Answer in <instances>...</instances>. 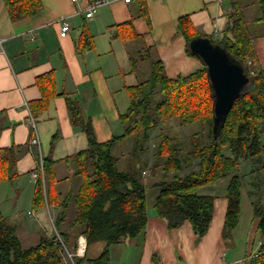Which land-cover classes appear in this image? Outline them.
Instances as JSON below:
<instances>
[{
	"label": "crops",
	"instance_id": "1",
	"mask_svg": "<svg viewBox=\"0 0 264 264\" xmlns=\"http://www.w3.org/2000/svg\"><path fill=\"white\" fill-rule=\"evenodd\" d=\"M96 1L106 4L94 17L87 18L86 11ZM42 2V13L18 22L11 19L4 0H0V148L19 151L18 176L13 181L0 182V209L12 226L17 227L20 239L22 233L35 242L43 236H52L57 220L61 221L58 230L63 235L77 231L73 229L76 207L72 202L65 209L61 201L83 184V178L75 176V165L70 158L88 148V139L82 127L73 124L68 99L79 105L83 119L91 123L99 143L121 136L124 127L120 116L131 104L128 88L138 84L137 75L150 77L151 60H161L170 78L204 68L201 60L187 51L184 36L178 32V19L189 16L204 38L219 42L228 15L237 6L248 17V0ZM250 3L258 8L257 0ZM63 20L71 24V31L64 38L60 35ZM249 23L257 58L264 69V24ZM126 24H130L129 32ZM131 58L138 60L136 69ZM46 96L50 98L43 102ZM35 136L39 138V146L32 143ZM261 140L264 143V134ZM40 157L56 163L53 178L46 187L55 203L35 210L37 180L32 172L38 167ZM249 161H241L221 180L199 189L205 192L199 194L215 199L213 220L201 239L189 221L171 230L157 216L154 205L159 189L150 185L160 180L150 182L148 195L151 190L153 200L148 199L145 232L112 246L106 264H251L259 257L261 247L254 222L253 202L257 198L251 195L254 191L251 167L241 177L239 225L228 236L224 234L227 188L232 177L239 175L238 170L252 164ZM127 163L122 168L119 159L120 170L128 169L130 162ZM74 245L70 243V247ZM91 250L92 247L87 256L96 259L103 247L95 246Z\"/></svg>",
	"mask_w": 264,
	"mask_h": 264
},
{
	"label": "trees",
	"instance_id": "2",
	"mask_svg": "<svg viewBox=\"0 0 264 264\" xmlns=\"http://www.w3.org/2000/svg\"><path fill=\"white\" fill-rule=\"evenodd\" d=\"M4 2L13 21L36 16L44 10L42 0ZM257 6L260 15L252 24H264V0H257ZM227 18L222 40H211L224 48L230 59L244 67L252 84L236 100L217 137L214 96L205 65L190 75L170 78L161 60H151L150 77L128 88L131 104L120 116L124 134L105 143L98 142L91 123L83 119L79 105L68 99L72 122L82 127L88 139V148L70 158L75 165V176L83 178V184L77 192L66 195L61 201L65 209L73 202L77 211L73 223V229L77 230L75 236L83 235L88 242L84 258H76V264H106L112 246L145 232L149 220L145 176L148 165L141 160L143 146L159 121L168 123L172 120L179 122L181 131L195 124H199L201 130L189 136L174 135L168 129H162L150 168L153 176L160 172L162 177L152 185L159 189L154 205L157 216L165 220L171 230L179 229L189 221L197 238L205 237L213 220L215 199L199 194V189L215 184L236 169L241 161L251 160L254 189L251 195L257 198L253 202L254 222L261 240L259 257L251 264H264V143L261 140L264 134V69L257 58L254 34L243 8L237 6ZM178 20V32L184 36L185 47L193 55L188 46L193 40L204 37L189 16ZM125 29L129 32L130 24H126ZM131 63L136 69L138 60L131 58ZM46 97L43 102L50 98ZM129 138L134 140L135 162L131 163L132 159L128 169L122 171L114 150ZM18 159L17 148H0V182L13 181L18 176ZM194 160H199V171L182 176L184 165H191ZM55 164L44 160L47 182L53 178ZM242 189L241 176H233L226 192L225 236L239 225ZM53 201L49 193H45L40 179L34 209L40 210L47 202L52 205ZM55 226L59 229L61 221L57 220ZM95 246H102V253L98 258L90 259L88 251ZM0 264H65V260L57 236H43L37 245L25 248L17 227L12 226L0 209Z\"/></svg>",
	"mask_w": 264,
	"mask_h": 264
},
{
	"label": "water",
	"instance_id": "3",
	"mask_svg": "<svg viewBox=\"0 0 264 264\" xmlns=\"http://www.w3.org/2000/svg\"><path fill=\"white\" fill-rule=\"evenodd\" d=\"M205 65L214 96L215 133L223 127L236 100L250 87L251 78L227 51L209 38H197L188 46Z\"/></svg>",
	"mask_w": 264,
	"mask_h": 264
},
{
	"label": "rangeland",
	"instance_id": "4",
	"mask_svg": "<svg viewBox=\"0 0 264 264\" xmlns=\"http://www.w3.org/2000/svg\"><path fill=\"white\" fill-rule=\"evenodd\" d=\"M234 1L237 3V2H240L241 0H234ZM251 1L252 0H248V7H247V12H246V14H248V17H247L248 22L253 21L256 18V16L260 15L258 8L256 9L254 7V5L252 3H250ZM251 28H252V25H251ZM137 77H138V80L135 83H139L141 81L148 79L149 74H147V75L139 74V75H137ZM178 124H179V122L176 120L169 121L168 123H164V122L159 121L158 126L152 131V133L150 135V139L148 141H146L144 146H143L144 147V153L141 155V160L147 162V165H148L147 171H149V172H148L146 177H147V184H149V185L152 184L150 182H152L154 180H160L162 178L160 175V172L157 173L156 176H153L152 170L150 169L152 167L154 160H155V153H156L157 147L160 144V134L162 132V129L166 128L169 130V132L171 134H174V135L182 133V135L185 134V135H189V136L191 134H195L199 130H201L200 125L195 124L193 127L187 128L186 130L182 129V131H181V129L178 127ZM133 143H134L133 138H129V139H127V141H125L124 144H122V146H116V148L114 150L115 156L119 157V159L121 160V167L122 168H124V166L126 167V165L128 164L127 161L130 162L133 159L131 163L135 162V158H133V154H132ZM249 162H251V161H249ZM252 166L253 165L251 163H247V165H244L243 168L240 169V171L238 170L237 174H239V176H241V177L242 176L245 177L244 173L248 170L247 167L252 168ZM44 169H45V166H44ZM199 169H200L199 160H194L191 165H184V168L181 172V175L182 176L186 175L188 172L189 173H193V172L197 173L199 171ZM152 178H154V179H152ZM40 179L42 180V182L44 184L45 193L48 192V190H47L48 189V187H47L48 183H47L46 175L44 176V179L43 178H40ZM39 180H37V182ZM150 186L152 187V185H150ZM46 187H47V189H46ZM199 193L203 194L205 192L200 191ZM152 196H153V192L150 190L149 195H148V199L150 201L153 200ZM49 197H50V194H49ZM48 204L49 203L47 202L46 206ZM54 236H57L59 243H60L61 239L63 240V242L65 243V245L69 251V253L72 255V259L74 260V264H76L75 261H76V258H78L77 249H78V240H79L80 236L78 238H76L75 234H71L70 236H68V237H71L70 239L65 238V235H63L61 232H59L58 229H55V227H54L53 234L50 237H54ZM81 236H83V235H81ZM59 238H60V240H59ZM21 239L23 240V246L25 248L35 246L40 242V241L35 242L33 240L29 241L27 238H25V236H23L22 233H21ZM70 243H72L73 245L75 244L73 248L70 247ZM75 246H76V248H75ZM91 252H93V248H92ZM88 254H89V251H88ZM63 257L65 260V264H73L72 259L66 253L64 254ZM82 258H84V257H82Z\"/></svg>",
	"mask_w": 264,
	"mask_h": 264
},
{
	"label": "built area",
	"instance_id": "5",
	"mask_svg": "<svg viewBox=\"0 0 264 264\" xmlns=\"http://www.w3.org/2000/svg\"><path fill=\"white\" fill-rule=\"evenodd\" d=\"M76 1V0H73ZM127 3L131 2V0H126ZM106 4L105 1H96L93 4H91V6L89 7V9L86 11V17L87 18H92L95 16V14L97 13V11L102 8L104 5ZM61 37H66L69 32L71 31V24L68 20H63V22L61 23ZM32 143L36 146L40 145V141L38 136H35L32 140ZM39 164L38 167L32 172V177L36 180H39L40 178L44 179L45 176V169H44V160L42 157H40L39 159ZM60 240V238H59ZM60 244L62 246V252H63V256L66 253L71 259H72V255L69 253L65 243L63 242V240H60ZM87 246H88V242L85 236H80L79 240H78V257L82 258L84 257V255L86 254L87 251ZM73 264H74V260L72 259Z\"/></svg>",
	"mask_w": 264,
	"mask_h": 264
},
{
	"label": "bare ground",
	"instance_id": "6",
	"mask_svg": "<svg viewBox=\"0 0 264 264\" xmlns=\"http://www.w3.org/2000/svg\"><path fill=\"white\" fill-rule=\"evenodd\" d=\"M169 181V180H168Z\"/></svg>",
	"mask_w": 264,
	"mask_h": 264
}]
</instances>
